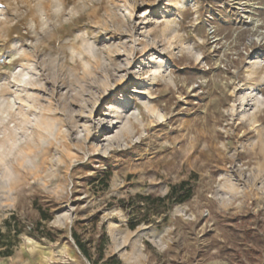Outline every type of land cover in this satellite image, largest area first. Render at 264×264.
Masks as SVG:
<instances>
[{
    "label": "rangeland",
    "instance_id": "rangeland-1",
    "mask_svg": "<svg viewBox=\"0 0 264 264\" xmlns=\"http://www.w3.org/2000/svg\"><path fill=\"white\" fill-rule=\"evenodd\" d=\"M0 264H264V0H0Z\"/></svg>",
    "mask_w": 264,
    "mask_h": 264
},
{
    "label": "trees",
    "instance_id": "trees-1",
    "mask_svg": "<svg viewBox=\"0 0 264 264\" xmlns=\"http://www.w3.org/2000/svg\"><path fill=\"white\" fill-rule=\"evenodd\" d=\"M189 183L188 181H182L179 184H174L171 186L170 192L163 196V197H152L151 195L147 196H138V198H143L145 199L148 203L152 202V204H164L166 201H168L171 205L174 203H181L187 200L192 193V189L188 186ZM137 199V197H136ZM129 205H133V199L129 201ZM124 208H128L129 206H123ZM148 218H138L135 220L134 218L129 220V227L131 229H135L139 224L142 222H148ZM74 238L78 241V245L81 249V251L85 254L88 255V250L84 244L79 242L78 240V234L77 232H73Z\"/></svg>",
    "mask_w": 264,
    "mask_h": 264
}]
</instances>
